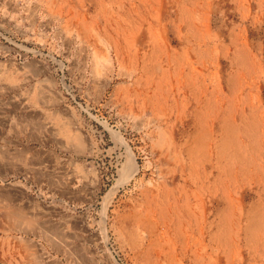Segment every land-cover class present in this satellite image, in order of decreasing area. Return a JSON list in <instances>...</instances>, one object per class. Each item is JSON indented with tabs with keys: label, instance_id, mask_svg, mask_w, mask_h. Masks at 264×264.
I'll return each mask as SVG.
<instances>
[{
	"label": "rangeland",
	"instance_id": "obj_1",
	"mask_svg": "<svg viewBox=\"0 0 264 264\" xmlns=\"http://www.w3.org/2000/svg\"><path fill=\"white\" fill-rule=\"evenodd\" d=\"M0 264H264V0H0Z\"/></svg>",
	"mask_w": 264,
	"mask_h": 264
},
{
	"label": "bare ground",
	"instance_id": "obj_2",
	"mask_svg": "<svg viewBox=\"0 0 264 264\" xmlns=\"http://www.w3.org/2000/svg\"><path fill=\"white\" fill-rule=\"evenodd\" d=\"M130 158H131V157H130ZM130 158H129V159H130ZM132 160H133V159H132ZM129 161H130V160H129ZM131 162H132V161H130V163H131ZM129 167H130V164H129ZM131 168H132V166H131ZM127 170L129 171V169H127ZM128 171H127V172H128ZM130 174H131V172H130Z\"/></svg>",
	"mask_w": 264,
	"mask_h": 264
}]
</instances>
